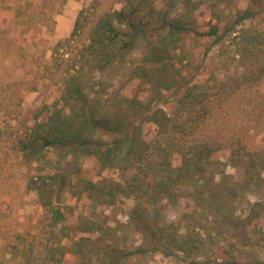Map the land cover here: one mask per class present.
<instances>
[{
	"label": "rangeland",
	"instance_id": "rangeland-1",
	"mask_svg": "<svg viewBox=\"0 0 264 264\" xmlns=\"http://www.w3.org/2000/svg\"><path fill=\"white\" fill-rule=\"evenodd\" d=\"M130 2L137 6L142 0H0V264H20L26 258L33 264H106L103 250L109 247L117 250V257L138 248L146 251L145 256L130 257L127 264H264V172L261 185L250 186L236 215L228 218L215 208L198 207L189 198L163 201L155 207L145 205L142 210L128 198H120L113 207H96L83 183L118 177V171L105 172L94 157L65 155L64 150L47 151L46 161L41 163L23 159L19 142L36 122L46 120L49 113L42 110L66 93L71 78H79L88 105L101 114H106L107 94L152 102L155 109L174 112L173 102L182 96V86L163 90L160 102L148 79L129 78L142 65L145 41L124 62L104 71L96 69L92 59L88 61L86 47L95 22ZM143 2L142 8H154V20L178 18L191 3L198 33L206 34L218 26L216 37L191 33L180 38L173 53L175 62L183 60L180 84H197L210 93L207 108L214 111L215 118L208 123L207 136H213L216 126H223L232 142L241 141L257 151L263 148L264 82L241 92L222 93L231 91L235 80L245 73L255 71L248 50L262 49L264 1ZM245 10L256 14L230 29L236 15ZM81 11L85 13L83 29L71 39ZM253 37L258 41L247 45L244 40ZM68 109L65 106V113ZM250 109L253 113H246ZM148 127L145 140L157 139V128ZM111 136L97 135L105 143ZM218 155L225 165L216 169L215 182L232 177L240 180L243 173L232 166L227 152ZM54 174L67 175L69 183L64 190L58 183L50 184L52 205L66 215L51 228L32 180ZM82 239L95 242L88 244L84 255L76 247ZM186 241L198 250L188 253L176 247Z\"/></svg>",
	"mask_w": 264,
	"mask_h": 264
},
{
	"label": "trees",
	"instance_id": "trees-1",
	"mask_svg": "<svg viewBox=\"0 0 264 264\" xmlns=\"http://www.w3.org/2000/svg\"><path fill=\"white\" fill-rule=\"evenodd\" d=\"M143 3L142 0L135 6L130 2L118 11L102 15L91 28L87 58L88 61L92 59L96 69L104 71L124 62L125 56L145 41L142 65L132 70L129 78L144 76L148 79L152 94L160 102L163 90H169L174 85L182 86V96L173 102L174 112L155 109L152 102L142 103L132 97L107 94L106 114H101L88 105L79 78H71L64 88L66 93L42 110L49 113L46 120L36 122L30 134L19 142L22 157L30 163H41L46 161L47 151L64 150L65 155L94 157L105 172L118 171V177L110 176L99 183H83L88 198L96 207H113L120 198H128L133 199L137 208L142 210L145 205L155 207L163 201L176 202L189 198L198 207L215 208L218 213L232 218L245 201L249 187L261 185L264 147L257 151L254 146L241 141L232 142L226 138L227 127L223 126H216L212 130L213 136L205 134L209 130V121L215 118L214 111L207 108L210 93L202 91L197 84H180L183 60L178 64L173 55L182 35L194 33L216 37L219 28L214 25L210 32L198 33L194 27L191 3L185 5L184 13L178 18L161 17L156 20L153 19L154 8H142ZM144 9H148L146 13ZM255 14L250 10L239 12L229 28L252 19ZM84 15L81 11L71 39L83 29ZM221 39L222 36L217 41ZM248 39L244 40L247 45L258 41L255 37ZM248 51L254 58L255 71L235 80L234 88L231 91L224 89L222 95L241 92L242 88L258 87L261 82L263 84V34L262 49ZM65 106L69 107L67 113ZM246 113H253L252 109ZM148 126L157 128V139L145 140ZM98 133L112 135L113 139L105 143L97 137ZM225 152L232 166L243 174L240 180L232 177L233 180L226 178L216 183V169L225 165L218 154ZM53 183H58L64 190L69 178L64 174H54L39 175L37 182L32 180V189L50 219L51 228L57 227L66 218L65 213L52 205L49 197L50 184ZM89 243L95 244L86 239L77 242L78 254H87L85 248ZM176 247L188 253L198 250L191 241ZM103 251L106 264H127L133 255L146 254L143 248L134 253L124 252L120 257L116 256L117 250L112 247ZM20 264L33 262L26 258Z\"/></svg>",
	"mask_w": 264,
	"mask_h": 264
}]
</instances>
